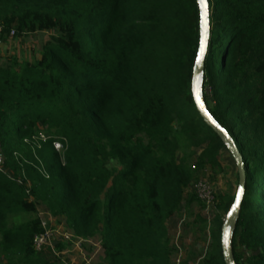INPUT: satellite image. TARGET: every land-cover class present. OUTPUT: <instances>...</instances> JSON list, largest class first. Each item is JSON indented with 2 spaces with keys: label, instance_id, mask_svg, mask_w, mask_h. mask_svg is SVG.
Listing matches in <instances>:
<instances>
[{
  "label": "trees",
  "instance_id": "16d2710c",
  "mask_svg": "<svg viewBox=\"0 0 264 264\" xmlns=\"http://www.w3.org/2000/svg\"><path fill=\"white\" fill-rule=\"evenodd\" d=\"M208 1L204 98L247 173L234 257L241 264L242 245L246 264H264V0ZM0 25L2 35L51 33L40 58L0 61V264L59 261L34 247L45 230L39 208L74 238L99 235V264H175L167 223L201 171L222 169L226 149L192 93L198 0H0ZM40 127L50 139L34 150L25 140ZM234 200L219 198L197 264H226L222 227Z\"/></svg>",
  "mask_w": 264,
  "mask_h": 264
},
{
  "label": "rangeland",
  "instance_id": "374dc122",
  "mask_svg": "<svg viewBox=\"0 0 264 264\" xmlns=\"http://www.w3.org/2000/svg\"><path fill=\"white\" fill-rule=\"evenodd\" d=\"M50 34V32L34 33L22 37L0 34V61L19 65L40 58ZM44 132H49V129L40 127L37 133ZM220 160L222 169L208 168L198 174L197 179L186 190L179 215L168 221L173 243L178 249L175 264L177 258L181 259V264H197L212 243L210 230L217 215L221 213L216 205L219 198L225 194H236L238 169L235 160L227 149L222 151ZM109 166L114 168L116 162L110 163ZM200 179H207L217 198L219 197L214 206L208 207L202 200L192 198L195 193L194 183ZM39 215L48 229H56L58 235L56 234L55 239L63 244L61 258L55 261V264H99L104 261L99 235L89 239L90 241L77 239L67 229L63 218L52 216L44 208H39ZM237 251L242 256L241 264H246L247 250L242 245H238Z\"/></svg>",
  "mask_w": 264,
  "mask_h": 264
},
{
  "label": "water",
  "instance_id": "95a60500",
  "mask_svg": "<svg viewBox=\"0 0 264 264\" xmlns=\"http://www.w3.org/2000/svg\"><path fill=\"white\" fill-rule=\"evenodd\" d=\"M199 4L200 9V44H199V50L200 52L202 42L204 47V58L200 61V63H197V58L194 65L193 70V77H192V93L193 98L196 103L198 112L206 122L208 126H210L217 135L221 138L223 141L226 149L229 151V153L233 156L237 169H238V188L235 194V200L228 212V214L225 217V221L222 227V246H223V253H224V259L226 264H237L234 252H233V238L234 233L236 230V226L238 223V220L240 218L241 214V208H242V202L246 193L247 189V173L245 168V161L243 158L242 153L240 152V149L237 145V142L235 139L231 136L229 131L223 127L211 114L210 110L207 107V104L205 102L204 98V81H205V58L208 51L209 42L211 39V8L209 5V1L207 0V33H205V26H204V7ZM198 56V54H197ZM197 76H199V82L197 81ZM197 92H199V99H197ZM201 104L203 107H201ZM243 188V192L240 193V200L237 202L236 196L239 191V189Z\"/></svg>",
  "mask_w": 264,
  "mask_h": 264
},
{
  "label": "built area",
  "instance_id": "2783aa9c",
  "mask_svg": "<svg viewBox=\"0 0 264 264\" xmlns=\"http://www.w3.org/2000/svg\"><path fill=\"white\" fill-rule=\"evenodd\" d=\"M2 30L3 28L0 25V34L2 33ZM13 34L14 32H11V35ZM49 139L50 137L47 136L45 133H39L37 135L32 136L31 138H27L25 142L29 144L35 150V148L41 147V142H45ZM52 144L59 153L62 154L64 152L65 150L64 146L59 139L57 138L53 139ZM4 162H5V156H4L3 150L0 145V170H5ZM41 172L44 175H47V172L44 168L41 169ZM10 176L12 177L11 174ZM17 182L19 184H24L27 188L30 187L29 181L24 183L22 179H18ZM193 189H194V192L197 194L198 198L202 200L204 203H206L208 207L214 206L217 200V196H216V193L214 192V189L211 187L207 179H200L199 181L195 182ZM42 225L45 230L44 232H42L41 234L35 237V241H34L35 249L38 252H44V253L49 252V250H51L54 255H56L58 258H61L62 253L57 248V245L60 242H57L55 239V236L56 234L58 235V232L56 231V229H48L43 221H42ZM176 264H181L180 258L176 259Z\"/></svg>",
  "mask_w": 264,
  "mask_h": 264
},
{
  "label": "snow or ice",
  "instance_id": "6c2138e0",
  "mask_svg": "<svg viewBox=\"0 0 264 264\" xmlns=\"http://www.w3.org/2000/svg\"><path fill=\"white\" fill-rule=\"evenodd\" d=\"M200 4L204 7L205 11H204V26H205V33H207V24H208V20H207V0H199ZM204 58V47H203V42H202V46L200 49V52L198 53L197 56V63L199 64L201 60H203ZM197 81L199 82V76H197ZM197 99H199V92H197ZM201 107H203V105L201 104ZM243 192V188L239 189L237 196H236V200L237 202H239L240 200V193Z\"/></svg>",
  "mask_w": 264,
  "mask_h": 264
},
{
  "label": "crops",
  "instance_id": "0c3cea01",
  "mask_svg": "<svg viewBox=\"0 0 264 264\" xmlns=\"http://www.w3.org/2000/svg\"><path fill=\"white\" fill-rule=\"evenodd\" d=\"M45 210H47L49 212V210L47 208H44ZM50 213V212H49ZM168 224V223H167ZM168 226V225H167ZM90 241V240H89Z\"/></svg>",
  "mask_w": 264,
  "mask_h": 264
}]
</instances>
